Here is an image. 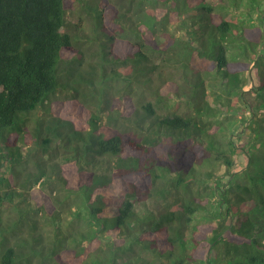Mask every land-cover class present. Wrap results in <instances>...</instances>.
Returning a JSON list of instances; mask_svg holds the SVG:
<instances>
[{
	"label": "trees",
	"instance_id": "trees-1",
	"mask_svg": "<svg viewBox=\"0 0 264 264\" xmlns=\"http://www.w3.org/2000/svg\"><path fill=\"white\" fill-rule=\"evenodd\" d=\"M4 161L0 264H264V0H0Z\"/></svg>",
	"mask_w": 264,
	"mask_h": 264
},
{
	"label": "rangeland",
	"instance_id": "rangeland-1",
	"mask_svg": "<svg viewBox=\"0 0 264 264\" xmlns=\"http://www.w3.org/2000/svg\"><path fill=\"white\" fill-rule=\"evenodd\" d=\"M68 19L72 22V27H74L75 29H77V27H75V24H79L80 27H78V32L81 34H90V26H91V22L88 18V16L82 12L79 2L78 1H74L72 4V7L69 11V16ZM93 45V43L91 44ZM87 46V45H86ZM94 46V45H93ZM88 47V46H87ZM89 48V47H88ZM85 49V47H84ZM86 63L91 61V57H87L85 58ZM176 79H180V77L175 76ZM67 93V92H66ZM62 94V96H69L68 94ZM119 93H114L113 90L111 91V93L109 94L108 100L111 101V103L113 104V106L115 107L116 104L118 103V98H119ZM171 103V107L172 109L177 108L178 110L181 111L183 110V108L185 107L184 103L179 102L178 100H170ZM173 104V106H172ZM118 105V104H117ZM41 114V110H37L35 111V114H33V118L30 119V121L28 122L27 126L29 128V130H34L35 126L37 125V117H39ZM57 145V144H56ZM54 149L51 150V154L50 153H45L41 146L37 143L36 139H31L30 141H26L23 144H21V151L23 152V162L22 164L20 163L18 166V170H19V174L18 175H11V179H12V186H14L15 188H17L18 191H21L24 193L25 198H27V200H30L31 202H33V205H35V203L41 198V193L37 190V188H39V185L36 184V186H34V188L32 187L31 189L28 190H24L22 187V183L25 181L26 177H27V169L26 167L30 170H35L36 169V162L41 160V161H46L49 164L51 163L50 160L52 159H57L59 162H63L62 159V152L63 149L61 148V151L59 152H54ZM50 154V156H49ZM7 161H4L3 164L0 166V177H10V173H9V168H7ZM64 169L66 171L67 167L64 165L63 166ZM90 170H96V171H108L111 170L112 167H110V165L106 163L105 167H94V166H89L87 167ZM2 189H9L7 188L6 184H2ZM59 182L54 183L52 185V188H57L59 189ZM51 188V189H52ZM51 189L48 188V190H45L47 192V194H52L51 193ZM45 192V193H46ZM62 193V190H61ZM40 196V198H39ZM47 195H45L46 198ZM50 196V195H49ZM49 197H47L46 199L48 200ZM50 200V199H49ZM54 205V204H53ZM146 206H148V208H153V202L152 201H148L146 204L144 203H137V210L139 212H142L143 210L146 209ZM0 209H3L5 213L10 214L12 211V204L10 202L5 201L4 204L2 206H0ZM14 214V213H13ZM72 225L73 227H78V224L73 221L72 223H68V220L65 221V228H67V226ZM52 228V227H51Z\"/></svg>",
	"mask_w": 264,
	"mask_h": 264
}]
</instances>
